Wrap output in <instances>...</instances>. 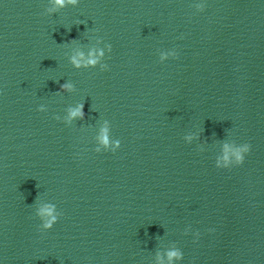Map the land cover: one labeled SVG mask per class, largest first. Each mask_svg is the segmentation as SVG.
<instances>
[{"label":"clouds","instance_id":"1","mask_svg":"<svg viewBox=\"0 0 264 264\" xmlns=\"http://www.w3.org/2000/svg\"><path fill=\"white\" fill-rule=\"evenodd\" d=\"M54 3H55V5H57L59 7H64L66 3H70V4H73V5L76 4L77 0H54ZM72 63L75 64L77 67L80 66V61L77 60L75 57L72 58ZM86 63L89 64V65H94L96 63V60L95 59H89ZM62 87L67 88L68 85H62ZM71 115L72 116H81L82 117L83 116V106L81 105L76 111L71 113ZM103 142L105 144H107V138L106 137L103 138ZM242 151L248 153L250 151V145L249 144L246 145ZM236 160H237L238 164H243V162H244V156L241 155L239 151L236 153ZM45 213L47 215L51 216V219H49L45 223L44 227L45 228H51L53 223H55V221H56V217L52 216L51 209H48V208L43 209L41 214L43 215ZM168 256H169V259L171 260L173 257L179 258L180 257V253H178L176 251H171V252L168 253Z\"/></svg>","mask_w":264,"mask_h":264}]
</instances>
